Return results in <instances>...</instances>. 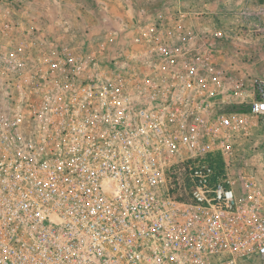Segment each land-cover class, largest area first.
Returning <instances> with one entry per match:
<instances>
[{"label": "built area", "instance_id": "built-area-1", "mask_svg": "<svg viewBox=\"0 0 264 264\" xmlns=\"http://www.w3.org/2000/svg\"><path fill=\"white\" fill-rule=\"evenodd\" d=\"M5 11L0 264L264 263V187L243 153L264 79L248 112H224L219 72L169 29L81 50Z\"/></svg>", "mask_w": 264, "mask_h": 264}, {"label": "rangeland", "instance_id": "rangeland-1", "mask_svg": "<svg viewBox=\"0 0 264 264\" xmlns=\"http://www.w3.org/2000/svg\"><path fill=\"white\" fill-rule=\"evenodd\" d=\"M124 1L0 0V8L3 7L4 11L11 10L12 15L27 29L40 28V32L48 37L49 44H63L84 50L105 41L111 50L120 51L126 48L125 36L111 34L119 19L116 12H122L125 9L124 4L127 3L133 13L142 11L141 9L146 10V7L136 8L140 5L136 2L139 0ZM131 1L134 4H131ZM148 11L152 12L153 16L158 14L156 10L152 11V8ZM154 26L165 29L169 27L160 26V23ZM169 30L179 44L184 46L187 42H192L191 46L195 49L193 56L196 55L193 57L195 64L206 65L219 72L220 80L225 84L226 94L219 97L216 104L224 112H248L253 100L255 81L264 79V31H255L254 35L242 31L244 36L237 40L236 45L231 44L232 49H222L221 45L219 51L217 39L209 38L210 35L204 26L196 30L195 27L181 22ZM216 35L219 36L218 33ZM127 39L130 41L129 37ZM252 139V150L243 153L249 155L246 158L251 161L255 176L264 187V127L260 125L254 129ZM255 145L257 148L253 150ZM244 264L264 263L258 258Z\"/></svg>", "mask_w": 264, "mask_h": 264}, {"label": "crops", "instance_id": "crops-1", "mask_svg": "<svg viewBox=\"0 0 264 264\" xmlns=\"http://www.w3.org/2000/svg\"><path fill=\"white\" fill-rule=\"evenodd\" d=\"M126 1L128 0L124 2ZM136 2L140 4L136 8L146 7V10L141 9L142 11L133 13L127 3L124 4L125 9L122 12H116L119 19L111 34L125 36V43L131 42L140 33L153 29L156 23H160V26L168 25L166 29L175 28L181 22L195 27L196 30L204 26L207 34L210 35L209 38L217 39L219 51L221 45H223L222 49H232L231 44L236 45L237 40L244 36L242 31H248L251 35H254L255 31H264V0H139ZM131 4L134 2L131 1ZM150 8L152 11L156 10L158 14L151 15L152 12L148 11ZM217 33L219 36L216 35ZM191 43L187 42L186 45L184 42V46H191Z\"/></svg>", "mask_w": 264, "mask_h": 264}]
</instances>
